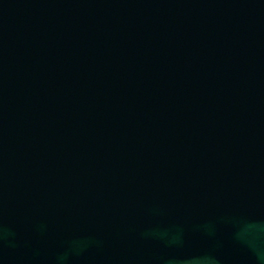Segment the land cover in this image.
I'll return each mask as SVG.
<instances>
[{"label": "water", "instance_id": "obj_1", "mask_svg": "<svg viewBox=\"0 0 264 264\" xmlns=\"http://www.w3.org/2000/svg\"><path fill=\"white\" fill-rule=\"evenodd\" d=\"M0 264H264V0H0Z\"/></svg>", "mask_w": 264, "mask_h": 264}]
</instances>
